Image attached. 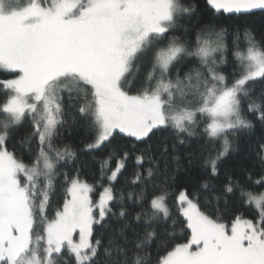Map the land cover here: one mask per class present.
Instances as JSON below:
<instances>
[{
  "label": "snow or ice",
  "instance_id": "obj_1",
  "mask_svg": "<svg viewBox=\"0 0 264 264\" xmlns=\"http://www.w3.org/2000/svg\"><path fill=\"white\" fill-rule=\"evenodd\" d=\"M0 264H264V0H0Z\"/></svg>",
  "mask_w": 264,
  "mask_h": 264
},
{
  "label": "trees",
  "instance_id": "obj_2",
  "mask_svg": "<svg viewBox=\"0 0 264 264\" xmlns=\"http://www.w3.org/2000/svg\"><path fill=\"white\" fill-rule=\"evenodd\" d=\"M82 159L85 160L86 162H88L89 164H91V160L88 156L85 155L82 157ZM85 170L88 171V169H85Z\"/></svg>",
  "mask_w": 264,
  "mask_h": 264
}]
</instances>
